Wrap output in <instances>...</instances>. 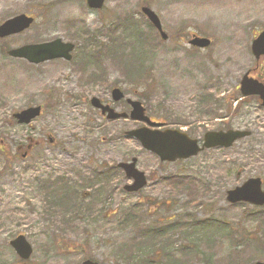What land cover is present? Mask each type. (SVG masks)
<instances>
[{
	"label": "rangeland",
	"instance_id": "374dc122",
	"mask_svg": "<svg viewBox=\"0 0 264 264\" xmlns=\"http://www.w3.org/2000/svg\"><path fill=\"white\" fill-rule=\"evenodd\" d=\"M144 5L161 18L168 39L162 40L143 15ZM22 13L36 20L18 35L0 39V264H81L87 258L126 264L129 251L130 264H167L162 253H151L153 262L144 256L137 223L127 214L142 228L155 226L162 233L167 224L184 226L190 219L219 223L211 231L163 233L174 245L172 264L264 262V226L243 218L246 210L256 213L255 207L226 200L231 188L252 176L264 178V112L253 105L236 117L231 102L242 77L264 68L250 47L264 29V0H107L98 10L86 0H0V24ZM193 33L211 38L212 45L191 47ZM57 37L76 44L71 61L33 64L3 50ZM138 54L142 61H136ZM140 64L146 79L136 71ZM118 86L126 99L141 101L148 116L195 137L239 126L252 127L253 135L229 148L207 149L196 159L162 163L124 137L137 123H108L91 106L92 97L112 99ZM126 99L115 106L130 111ZM37 105L43 115L20 124L15 115ZM132 156L150 176L141 195L125 193L131 182L123 173L109 178L110 192L101 191L102 176L92 178V169ZM155 174L184 177L173 188ZM43 181L51 183L43 186L51 187L52 198L38 186ZM63 182L73 189L65 190ZM85 191L92 196L86 198ZM19 234L33 244L28 261L10 245Z\"/></svg>",
	"mask_w": 264,
	"mask_h": 264
},
{
	"label": "water",
	"instance_id": "95a60500",
	"mask_svg": "<svg viewBox=\"0 0 264 264\" xmlns=\"http://www.w3.org/2000/svg\"><path fill=\"white\" fill-rule=\"evenodd\" d=\"M106 0H87L90 8L100 9ZM142 11L148 19L154 24L156 29L160 30L161 36L164 40L168 38V35L162 29V22L156 12L149 6H143ZM34 21L32 16L26 14H20L16 17L7 19V21L0 24V37L5 38L8 35L18 34L31 25ZM211 39L206 37L193 36L190 41L191 45L199 48H206L211 45ZM75 44L65 42L61 38L52 39L51 41H44L40 43H29L23 45L17 49L9 50V54L12 57L24 58L28 62L35 64H41V62L52 61V59H66L71 60V55ZM252 51L255 58H260L264 55V31L261 32L257 39L252 43ZM262 85L254 80L244 76L241 82V91L244 95L248 94H260L264 101V90L261 89ZM112 95L115 100L121 99L124 96L123 91L118 87L113 89ZM131 106L133 107L130 112V117L135 120L144 121L148 125L141 126L136 129H132L128 132V136H132L138 139L141 146L150 152H154L158 155L161 161L175 162L178 159H186L196 156L200 151L206 148H229L233 146V143L248 136V132L242 130L228 129V131H208L204 136V142L200 146L199 140L192 138L187 132H183L177 128L159 129L158 126L161 123H157L151 120L146 115V108L142 105L141 101L129 99ZM93 106L103 109V114L107 113V118L119 119V117L128 118V114L125 112H116L114 108L109 105H103L100 99H92ZM41 113L40 107H32L26 110H21V113L15 115L18 122L30 123V121L39 116ZM155 126L156 128H153ZM136 158L132 159L131 163H122L121 166L127 172L128 177L134 179L133 185L127 186L129 191H138L146 185L145 172L139 171L136 167ZM227 200L230 203H242L248 202L258 206H264V189L262 187L261 178L252 177L247 180L241 186L231 188L227 192ZM12 247L21 256L22 259L28 260L32 255V245L26 239L24 235H19L16 239L10 241ZM82 264H99L96 261L85 260ZM252 264H264V262L256 261Z\"/></svg>",
	"mask_w": 264,
	"mask_h": 264
},
{
	"label": "flooded vegetation",
	"instance_id": "af4514ba",
	"mask_svg": "<svg viewBox=\"0 0 264 264\" xmlns=\"http://www.w3.org/2000/svg\"><path fill=\"white\" fill-rule=\"evenodd\" d=\"M262 31H264V29H262L261 31H259L256 35H258L260 32H262ZM257 37V36H256ZM255 37V38H256ZM254 38V39H255ZM253 42V41H252ZM252 44V43H251ZM251 47V46H250ZM251 51H252V47H251ZM252 55H253V53H252ZM254 57V56H253ZM261 59H263L262 60V62L264 61V55H262V56H260V58H258V60H261ZM257 60V61H258ZM258 68H259V66L258 67H256V69H254V71H258ZM252 73H254L253 71L252 72H247L244 76H248V78H250V79H252V80H254L255 82H258V83H260L261 85H262V90H264V68H263V70H260V72H256V74L255 75H253ZM243 76V77H244ZM242 77V78H243ZM242 81V80H241ZM241 81L237 84V86H236V88H235V91H237V93H236V95H234V97L231 99V102H234L235 103V109H234V113H235V116L236 117H238V115L239 114H241L242 115V109H243V107H248L249 108V106H255L259 111L261 110V111H263L264 112V101L262 100V98H261V95L259 94H248V95H244L243 93H242V91H241ZM119 87V86H118ZM116 88V87H115ZM122 90V89H121ZM111 96H112V99H110V100H108V101H105V100H103V99H101V98H99L100 99V101H101V103L103 104V105H110L111 107H113L114 109H115V111H117L118 113L119 112H127V113H129L130 114V111H131V108H132V106L130 105V103H129V101H128V99H126L125 97H123V98H121V99H118V100H115L114 99V96L112 95V91H111ZM126 99V104H127V106H129L130 107V111H126V110H123V109H120L119 107H116L115 106V104H118L120 101L122 102L123 100H125ZM90 101V104H91V106L93 107V105H92V102H91V100H89ZM87 102V101H86ZM39 106H41V105H39ZM94 109H96L97 110V113H98V115H99V118L100 119H102L103 121H107L108 123L109 122H118L119 120H124V121H130V120H132V121H134L135 123H137L139 126H137V127H134V128H139V127H141V126H143V125H145V123L143 122V121H136V120H133L131 117L129 118V119H127V118H119V119H107V118H105V116L102 114V109L101 108H99V107H97V108H95V107H93ZM41 110H42V112H41V116L43 115V112H44V110H43V107L41 106ZM146 114H147V111H146ZM247 115H249V113L247 114ZM154 122H157V123H161V125L160 126H158L160 129H165V128H173V127H170V126H168V124H167V122L166 121H162V120H160V119H158L157 117H150ZM188 126H191V127H193L194 125L193 124H189L188 123ZM175 128H177V127H175ZM252 127H250V128H248V126H245V127H243V128H241L240 126H239V128H233L232 127V129H234V130H242V131H246V132H248V134H250V135H248V136H245V137H243V138H241V139H244V138H249L251 135H253L252 134V129H251ZM190 129V128H189ZM192 130V129H191ZM221 130H223V129H221ZM187 131V133H188V135L189 136H191L192 138H194V139H198L199 140V143H200V145H202L203 144V141H204V135L207 133V131H206V133H204L201 137H198V136H193V134H192V132H189L188 130H186ZM212 131H217V130H212ZM127 132L128 131H125L123 134H124V137L126 138V139H128L129 137H128V135H127ZM54 138V136L52 135V134H48V140H49V142H51V144L52 145H54L55 146V144L57 143L56 142V139L54 140L53 139ZM241 139H239V140H241ZM129 140H131L130 138H129ZM238 142V141H237ZM219 148V147H218ZM29 149H30V146H29ZM206 150L205 149H203L202 151H200L197 155H199V154H201V153H203V152H205ZM197 155L196 156H194V157H197ZM134 157H136V156H132V158L130 159V160H121L119 163H117L116 165L114 164V163H107V162H105V163H103V167L102 168H100V170H98L97 168H93L92 170H93V172L92 173H94V175L92 176V178H96L97 177V179H100L101 177L100 176H102V179H100V181H102V182H100L99 180H93V182L94 183H96V184H100V183H103V184H105L102 188H101V191H111V189H112V179H114V176H115V173H118V174H124V175H122V177H125V179H127V181H129V182H131L130 184H133V179L132 178H130V177H128V175H127V172H125V169L121 166V164L122 163H128V162H132V159L134 158ZM194 157H190V158H188V159H196V158H194ZM177 161H181V160H177ZM177 161H175V162H177ZM174 162V163H175ZM138 164H139V160L137 159V167H138ZM139 170H140V168H138ZM242 171V170H241ZM240 174L241 173H239L238 174V177L240 176ZM112 175H113V178H112ZM168 175H165V177H158V175H154V177H155V180H157V181H160V182H164L165 181V179L166 178H168L167 177ZM112 178V179H109V178ZM146 177H147V181H148V179H149V175H147V173H146ZM69 177H67V181L66 182H72V181H69V179H71V178H69ZM262 187H263V189H264V178L262 179ZM66 182H63V187H64V189L65 190H68V189H73V187L74 186H70V185H67V183ZM100 182V183H99ZM167 182V181H166ZM245 182V181H244ZM51 184V183H49L48 181L46 182V181H43L42 183H40L38 186H42L43 184ZM148 183H149V181H148ZM147 183V184H148ZM168 183V182H167ZM45 184V185H46ZM129 184V183H128ZM164 184V183H163ZM109 187V188H108ZM145 187V186H144ZM53 188V187H52ZM46 191H42V192H46L47 194H49V192L52 190L51 189V187L49 188V189H46V188H44ZM143 190V189H142ZM142 190H139V191H133V192H131V191H129V190H127L126 189V185L124 186V191H125V193H127L128 195H131V196H133V194H139V195H141V193H142ZM90 193L88 192V191H85L84 193H82V195H84L86 198H90L92 195L90 194ZM49 195H51V194H49ZM102 195H104V194H102ZM159 203H162V205L163 206H166L167 204V202H159ZM176 217V216H175ZM250 264H252V263H250Z\"/></svg>",
	"mask_w": 264,
	"mask_h": 264
},
{
	"label": "trees",
	"instance_id": "16d2710c",
	"mask_svg": "<svg viewBox=\"0 0 264 264\" xmlns=\"http://www.w3.org/2000/svg\"><path fill=\"white\" fill-rule=\"evenodd\" d=\"M76 36V35H74ZM4 51L7 52L8 50V47L5 46V48H3ZM142 56L138 54V57L136 58V61L138 62L139 60L142 61ZM136 71L140 72L142 74V77H140V79H146L145 77H143V65L140 64L138 66V68L136 69ZM168 178L165 179V181L168 182V184H171V186L173 188L176 187V184L179 183V181L182 180V178L184 177L183 175H168L167 176ZM178 179V180H177ZM56 194V193H55ZM47 198V196H45ZM49 197H53L52 195H49ZM58 204V203H57ZM60 204V203H59ZM48 206L51 207L52 209H54L56 211V213L60 212V208L59 206H57L56 204L55 205H51L50 203H48ZM86 211H87V215L88 217L90 218L91 215H92V212L88 211V208L89 206L86 205L85 203H83L82 205ZM58 207V208H57ZM57 209H60V210H57ZM73 209H75V213L77 215H79L80 213V210L79 208L77 209V206H74ZM68 210H65L64 214L67 212ZM249 212L248 210L244 211V214H243V218L244 219H249L251 221V223H261L263 226H264V221H263V218H264V214L262 212V210H259V209H256V213L253 212L251 213ZM127 218L129 219V216L131 217V219L133 220V222H136L137 225H135L134 227L139 229V244L141 246H143L144 248L142 250L145 251V254L144 256H148V259L150 262H153L154 260V257H152L151 253L154 255H160V253H162V255L164 257L167 258L168 260V263L167 264H172V262H174V260L172 259L173 256H171V254L169 253V251L173 248V242H171V238L166 235V234H163V233H168L170 231H178L180 229H183L185 230L186 233H189L187 231L189 230H194V229H197L199 227H203L201 229H203L202 231H211V229H218L219 228V223H207L206 221L207 220H202V219H190L187 222H185L186 224L184 226H181V224H176V223H169L167 224L169 227L168 229L166 230V232H163L159 229V227H156L155 226H147L145 228H142L141 227V222L137 219H133L132 215H126ZM242 218V219H243ZM187 220V219H186ZM189 224V225H187ZM207 225V227H206ZM178 226V227H177ZM206 227V228H204ZM168 236V237H167ZM69 250V248H68ZM150 253V255H149ZM133 255L134 253L132 251H129V254L128 255H125V262L126 264H130V261L133 260ZM163 257V258H164ZM165 259V258H164ZM142 261V264H146V260H141ZM155 263V262H154Z\"/></svg>",
	"mask_w": 264,
	"mask_h": 264
}]
</instances>
